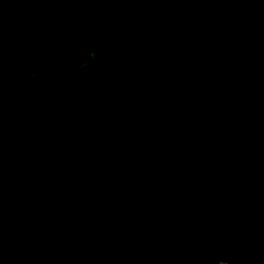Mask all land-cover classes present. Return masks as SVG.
<instances>
[{"label": "flooded vegetation", "instance_id": "obj_1", "mask_svg": "<svg viewBox=\"0 0 264 264\" xmlns=\"http://www.w3.org/2000/svg\"><path fill=\"white\" fill-rule=\"evenodd\" d=\"M13 40L0 53V264H72L57 211L107 194L106 174L131 154L154 162L176 98L209 99L216 113L254 83L261 103L240 128L264 111V0H90L78 30L36 20ZM238 130L222 153L237 168L248 157L264 180V137Z\"/></svg>", "mask_w": 264, "mask_h": 264}, {"label": "trees", "instance_id": "obj_2", "mask_svg": "<svg viewBox=\"0 0 264 264\" xmlns=\"http://www.w3.org/2000/svg\"><path fill=\"white\" fill-rule=\"evenodd\" d=\"M89 1L0 0V53L27 22L78 30ZM188 101L176 98L159 126L154 162L147 153L131 154L106 174L109 193L71 196L57 211L60 231L72 233L60 249L72 264H217L225 253L231 264H264V255L254 258L261 244L244 225L243 205H209L230 202L237 190L206 163L220 160L238 171L222 153V140L245 123L241 112L260 106L261 94L254 83L237 87L222 97L216 113L207 107L209 99ZM253 167L263 171L261 163ZM255 180L243 193L264 216V180Z\"/></svg>", "mask_w": 264, "mask_h": 264}, {"label": "rangeland", "instance_id": "obj_3", "mask_svg": "<svg viewBox=\"0 0 264 264\" xmlns=\"http://www.w3.org/2000/svg\"><path fill=\"white\" fill-rule=\"evenodd\" d=\"M238 161V171H233L230 166L221 162L220 160H207L208 168L216 172V174L222 178L227 184L234 187L237 192L230 202L229 201H209V205L216 209H220L223 206L236 207L243 205V222L249 230L254 233L257 243L261 244L260 249L256 252L255 259L261 260L264 255V216L255 209L257 204L253 203L243 193L244 187L251 189L255 177L251 173V159L248 157H240ZM263 181V180H262ZM264 183V181H263ZM264 206V205H263ZM242 207V206H241ZM260 241V242H259ZM231 259V258H230Z\"/></svg>", "mask_w": 264, "mask_h": 264}, {"label": "water", "instance_id": "obj_4", "mask_svg": "<svg viewBox=\"0 0 264 264\" xmlns=\"http://www.w3.org/2000/svg\"><path fill=\"white\" fill-rule=\"evenodd\" d=\"M244 117L248 121V125L246 127L240 128L238 132L246 133L248 138L250 139V141H248L249 143L251 142V143L260 144V142L264 137V111L250 110L244 114ZM110 164H111V159L104 162L106 170L109 168ZM90 179H91V175H89V185L92 186L94 189H96V191L100 195L99 189L91 185ZM107 193H109V191Z\"/></svg>", "mask_w": 264, "mask_h": 264}, {"label": "clouds", "instance_id": "obj_5", "mask_svg": "<svg viewBox=\"0 0 264 264\" xmlns=\"http://www.w3.org/2000/svg\"><path fill=\"white\" fill-rule=\"evenodd\" d=\"M97 2H103V0H97ZM98 26L101 28H107L108 24L105 20H101L99 21ZM96 60H97L96 54L94 52H90L88 56L85 58V61L82 63L81 68L83 69L88 67L90 62L95 63ZM0 73H2V67H0ZM230 256H231L230 253H225L224 257L217 261V264H231Z\"/></svg>", "mask_w": 264, "mask_h": 264}]
</instances>
